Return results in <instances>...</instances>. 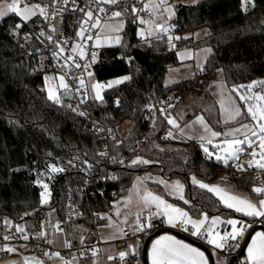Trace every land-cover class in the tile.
I'll use <instances>...</instances> for the list:
<instances>
[{
    "label": "trees",
    "instance_id": "obj_1",
    "mask_svg": "<svg viewBox=\"0 0 264 264\" xmlns=\"http://www.w3.org/2000/svg\"><path fill=\"white\" fill-rule=\"evenodd\" d=\"M171 1L174 2L171 26L175 33L206 30L201 37L181 39V44L193 48L207 45L211 52L191 77L166 83L168 68L178 63L175 50L167 47L162 34L146 39L138 37L136 14L131 10L121 12L125 25L120 42L99 49L100 59L93 65V74L99 81L121 76L130 79L103 93L102 103L88 101L90 113L98 122L111 127L121 144L112 147L116 165L106 172L107 179L101 186L88 191L81 215L73 224L64 221V207L68 189L84 182L80 174L71 172L60 177L49 200L42 204V192L29 184L26 173L13 168L26 163L30 154L99 162L102 134L90 129L84 119L47 99L43 79L52 74L47 60L41 54H26L9 37L10 25L20 21L16 15L0 19V231L8 222L39 234L43 232L42 237L55 246L77 243L79 231L91 227L92 212L112 216L113 200L127 191L136 174L155 172L167 179L181 180L189 203H178L191 216L201 212L232 214L213 194L193 184L191 177L202 183L224 179L236 190L248 193L254 184L264 186V175L257 179L251 168L241 171L236 179L230 178V172L236 170L231 162L224 164L214 157L208 158L199 141L171 140L165 134L168 127L165 116L150 128L142 121V108L168 92L178 99L187 94H202L218 69L227 88L264 79V0H251L246 5L247 11L243 10L241 0ZM241 110L242 116L230 123L248 122V115ZM198 112L205 115L213 128L225 126L218 121L214 101L194 114ZM124 123L129 124L126 135L119 131ZM135 159L149 163L132 165ZM259 226L264 230V220ZM73 227L77 228L75 232ZM145 240L142 238L140 250Z\"/></svg>",
    "mask_w": 264,
    "mask_h": 264
},
{
    "label": "built area",
    "instance_id": "obj_2",
    "mask_svg": "<svg viewBox=\"0 0 264 264\" xmlns=\"http://www.w3.org/2000/svg\"><path fill=\"white\" fill-rule=\"evenodd\" d=\"M144 3V0H118L115 4H96L93 3L92 0H75L73 3V0H68V4L65 5L63 0H58V2L55 3L54 0H21L20 6H24L25 4H39L46 7L48 18L45 19L37 14L27 22L18 21L17 23L22 25L19 29L16 28L17 23L9 27V37L17 42L19 46L24 49L26 54H41L47 60L51 72L55 76L67 74L65 75V82L69 85L71 91L69 94H64L63 90H60L58 95L61 97V103L57 105L66 108L73 115L84 119L86 125H88L90 129L102 134L103 142L98 150L99 162L80 158H53L50 154L38 156L30 154L26 163L13 168L16 172L26 173L29 178V184L39 189L41 192L44 191L41 184H47L50 195L53 192V186L60 177L71 172H76L83 177V184L72 186L68 189L64 207V221L66 223L73 224L79 219L88 191L93 187L101 186L105 182L107 179L106 172L116 165L112 147L121 144V140L116 136L113 129L98 122L88 108V101L94 99L88 93L86 77L88 72L94 75L93 65L100 59L99 49L93 47L96 29H92L94 35L93 40L87 41L84 59H80L78 55H74L71 51L73 44L83 43V41L76 36V33L80 30L81 22L86 19L84 13L91 10L93 14L96 15L99 8L105 9L104 13H99L102 22L109 20L113 12L132 11L133 7L138 10L136 15L145 22H148L152 17L148 10H143ZM81 9H83V11H81ZM53 27L55 28V32L49 30ZM41 32L44 33L43 36L40 35ZM85 35L87 36V33ZM48 36L53 37V42L50 43L48 41ZM56 43H61V46L64 47V55H73L74 60L78 62L81 67L76 68L71 62H69V67H61V65L65 63V60L63 58L55 59L53 57V53L58 51ZM92 53H96L94 63L91 62ZM86 62L89 63L90 66L85 70L83 65ZM79 79H83L85 84L84 87L77 92ZM96 82L107 85V81L105 80L99 81L96 79ZM108 90L109 87H106L100 90V92L103 94ZM240 90L242 91V89ZM177 103L178 96L173 92H168L161 96L154 104L142 108V121L146 123L148 128L156 125L161 116H165L166 118L172 116V112ZM73 109H75V111ZM79 113H83V115ZM168 129L169 127H166L165 132ZM244 147L245 152L240 155L239 160L231 161V166L236 168L235 171L230 172L229 176L232 178H238L241 175V171L237 170L235 166L237 163L247 168L244 164V160L253 149H249L247 146ZM49 165L61 168L63 171L53 173ZM253 170L257 179H260L264 175V170H258L255 167H253ZM253 187L261 186L253 185L251 189H253ZM148 215L149 213L147 212L141 213V221L147 222ZM101 217H103V219ZM263 220L264 219L257 218L252 222L251 226H259ZM90 222V229L81 234L77 243L68 242L63 246H55L49 243L34 229L23 227V232H17L16 225L7 222L0 231V261L10 259L16 249L29 248L39 259H43L47 256H56L54 254L58 253L59 255L56 257H59L64 262H70L74 258L88 257L95 260L94 264H100L103 242L99 238V230L109 226L110 221L107 216L99 212H92L90 214ZM151 223L155 225V227L146 229L143 232L124 229L122 236L113 243L118 250L113 259L117 262H124L127 260V257L121 260L119 253L123 252L128 247L130 240L137 237L147 239L153 237L158 232L169 230L162 218L153 217ZM61 226L62 223L57 226V229L61 228ZM171 231L199 246L213 249L212 246L208 245L203 239L191 236L189 232L183 231L180 227H175L171 229ZM24 235H27L28 238L23 239L22 237ZM5 237H8V239L6 240ZM237 243L239 246L235 247ZM242 244L243 241L241 240L238 242L229 241V246H226V250H213H216L228 261L229 259H233V264H244L245 259L242 257ZM7 248H11L14 251L9 252L6 250ZM93 252H95V255H93Z\"/></svg>",
    "mask_w": 264,
    "mask_h": 264
},
{
    "label": "snow or ice",
    "instance_id": "obj_3",
    "mask_svg": "<svg viewBox=\"0 0 264 264\" xmlns=\"http://www.w3.org/2000/svg\"><path fill=\"white\" fill-rule=\"evenodd\" d=\"M58 2V0H54V3ZM64 4H68V0H63ZM75 0H73V3ZM93 3L96 4H115L118 0H92ZM251 0H241L242 8L244 11H247L246 5L250 3ZM21 0H11L10 3L5 0V3L0 4V19L4 18L9 14H14L18 16L23 22L29 21L32 17L39 14L45 19L48 18L47 8L41 6L39 4L28 5L25 4L23 8L19 7ZM160 3H164V0H160ZM148 5L145 4L143 10H147ZM38 10V13H37ZM164 11H170V9L165 8ZM83 11V9H81ZM137 9L133 7L132 12L134 14L137 13ZM104 8H99L98 13L96 15L93 14V11L89 10L84 13L86 19L81 22L80 30L76 33V36L83 41V43L73 44L71 51L74 55H78L80 59H84L87 48V41L93 40L95 35V43L93 47H96L100 43V33L97 32L93 35L92 29L101 28V17L99 13H104ZM122 13L120 11L113 12L111 14V18L120 17ZM91 22V23H90ZM141 24H146L144 20H140ZM22 25L20 23L16 24V28L19 29ZM104 28H110L109 25H104ZM163 27V26H161ZM123 28V24H120L115 31H120ZM52 32H55V28L49 29ZM166 31V28L164 29ZM87 33V36L85 35ZM40 35H44L43 32ZM142 38H146L143 31L138 33ZM48 41L53 42V37L48 36ZM172 37H169V42L171 44ZM179 39V37H177ZM116 43L120 42V37H115ZM174 47V45H171ZM57 52L53 53V57L55 59L63 58L65 63L61 65V67H69V62L76 68H80L81 65L76 62L73 58V55H64V47L61 46V43H56ZM206 51L211 52V49H207ZM96 53H92V63L95 62ZM89 63H85L83 65L86 70L89 67ZM89 76L92 75L91 72L87 73ZM67 75V74H65ZM65 75H61L55 78L45 77V90L47 92V99L54 104L61 103V97L58 95L60 90H63L64 94H69L71 89L69 85L65 82ZM130 79L129 77H124L122 80H115L109 82V84L104 85L100 83H92L91 88L95 93V99L102 100L103 97L100 94V90L106 87H112L113 85L123 83L125 80ZM54 81H59V83H55ZM84 80L79 79V87L77 88V92L84 87ZM255 87H261V92H253L252 90ZM240 89H246V92L249 94L242 93ZM239 96V100L245 105L247 109V115L251 117V120L254 122L252 126L247 123L241 124L240 127L233 129L230 132H225L223 134L219 132L212 131L207 124L204 123L202 117L197 118V122L200 123L205 132L210 134L209 139H207L208 144H212L214 148L219 149L223 155L216 154L217 161H223L227 164L230 160L238 161L240 155L244 154L245 147L247 146L249 149H253L249 155L253 157L247 164V168L244 165L237 163L235 166L239 171H246L248 168L255 167L258 170H264V81L253 82L247 86L241 85L238 87H234L232 89ZM250 101H255V103H250ZM83 102V101H81ZM118 103V102H117ZM222 108L225 112H227V122L235 121L242 116V110L239 106L235 105V102H232L231 106H225L222 103ZM75 111V109H73ZM83 115V113H79ZM169 124L173 126L176 125V122L172 119L168 120ZM235 133H241L243 135V139L236 138ZM171 135V133H169ZM220 135L231 136L232 139H226L221 144H214L213 139L219 137ZM255 138V139H253ZM201 141L205 140V137H200ZM258 142V145H257ZM253 145H257L259 151L257 152ZM206 156L211 158L213 156L212 152H209L208 148L205 144H201ZM259 159H256V157ZM139 163H149V161H143L140 159H136L132 161V165H136ZM51 172L57 173L63 171V169L58 168L53 165H49ZM158 183H163V181H157ZM193 184L198 185L201 189H205L208 192L212 193L219 202L223 205V207L227 209H231L236 213L241 214L245 217L251 218H261L264 219V186L261 187H253L252 191L260 196L261 198L258 202H253L248 197L240 196L234 193H231L227 189L221 188L218 185H207L192 178ZM39 183V182H38ZM44 191L41 193V203H46V195H50L48 192V185L41 184ZM172 190L177 195L178 199L184 201L185 204H188L189 201L184 199L183 196V185H181L178 181L171 185ZM133 195L136 197L138 204L142 205L145 210L149 211V215L147 218V222H142L140 219L139 213L137 214L136 220V231L143 232L146 229L153 228L155 225L151 223L153 217L160 218L163 217V222L169 227H180L183 231L189 232V234L193 237L203 239L208 245H211L213 249H219L221 251L226 250V246H229V241H239L243 239L245 236V232L250 227L244 221L238 219H227L223 220L220 216L209 217L206 213L201 212L200 218L193 219L192 216L189 215L187 211H185L181 207H177L173 204H169L162 197L157 196L147 190L141 191V189L137 185H133V189L129 191V197L123 201L125 206L132 202ZM119 203V202H118ZM116 207V205H114ZM155 211H152V209ZM119 210H117L116 215L119 216ZM103 219V217H101ZM126 222V218L125 221ZM220 225L230 226V230L225 229L223 232L219 231ZM23 228L18 227L17 232H23ZM41 237L44 235L43 232L39 234ZM23 239H27V235L22 237ZM7 240L8 237H5ZM238 243L235 247H238ZM130 248L132 246H129ZM138 247V246H137ZM9 252L14 251L11 248L6 249ZM54 255L58 256V253ZM95 255V252H93ZM128 253L120 252L119 257L121 260H124ZM132 255H136V252L133 251ZM149 264H209L208 257L205 256V253L200 249L193 247L189 243H185L181 240L176 239L170 235L160 236L158 239L152 241L151 248L147 252ZM112 259V257H109ZM244 264H264V232H256L251 237V242L247 245V255L244 261Z\"/></svg>",
    "mask_w": 264,
    "mask_h": 264
},
{
    "label": "rangeland",
    "instance_id": "obj_4",
    "mask_svg": "<svg viewBox=\"0 0 264 264\" xmlns=\"http://www.w3.org/2000/svg\"><path fill=\"white\" fill-rule=\"evenodd\" d=\"M144 1H145L144 5L145 4L148 5L147 10L149 11L152 19L150 22H147L146 24H141L140 23L141 19L136 15V20L138 22V26L136 28L137 36L140 37L141 39H146V38L151 37L152 35L160 33L164 35L166 43H167V47L169 49H174L176 52V58H177L178 63L168 68V72L165 77V82L172 83V82H176L178 80L184 79V78L191 77L194 72L190 74L189 71L191 70L190 72H192L193 69L202 67V65L205 63L206 58L209 54V52L206 51L207 49H209V47L207 45H201L195 48L183 47L182 46L183 44H181V39H187V38L195 39V38L201 37L203 34H205L206 30L199 29V30H194V31H187L181 34L175 33L174 29L171 26V22L174 18V2H172L171 0H164V3H160V0H144ZM179 1L185 2V0H179ZM7 2L10 3L11 0H7ZM3 3H5V0H0V4H3ZM19 7L23 8L24 6L19 5ZM165 8L170 9V11H164L163 9ZM157 23H164L165 25L160 30H157L156 28ZM120 24H123V28H124L125 19L121 16L117 18H113L112 20H106L105 22L101 23V28L96 29V33L97 32L100 33V43L98 46H96L97 49H100L106 46H114V45L119 44V43H116L115 37L119 36L121 39V31L123 30V28L120 31H115V29ZM104 25H109L111 27L104 28L103 27ZM165 28H166V31L164 30ZM141 31L144 32L146 38H142L141 36L138 35V33H140ZM169 37H172L171 44L169 42ZM177 37H179V39H177ZM171 45H174V47H172ZM45 77L55 78L58 76H55L53 74H46L43 79L44 90H45ZM124 77H127V76H121L118 78H114L112 80L107 81V84H109V82L111 81L122 80ZM260 81H264V79L261 78ZM54 82L57 84L59 83V81H54ZM251 82L253 83V81ZM88 83H89V92L95 98V93L93 92L91 88V84L95 83V79L92 78L91 76L88 79ZM241 85L242 84L237 85L235 87H238ZM258 90L262 91V88L255 87L252 91L257 92ZM45 93L47 96L46 90H45ZM234 94L231 93L229 89L226 87V85L223 83L221 71L219 69L216 70L215 78L214 80L209 81L206 91L202 92V94H200L199 96L187 94L181 97L180 99H178V103L174 111L172 112V116L168 118V120L169 119L174 120L176 122V125L178 126H173L172 124L168 123L169 129L165 133L166 136H168L173 141L196 140V141L201 142V144L202 143L205 144L208 150L213 153L212 157L215 158L216 154L223 155V153L220 152L219 149L214 148L212 144L207 143V139L211 138L210 134L208 132H205L204 127L200 123L197 122V118L202 117L204 123L207 124V126L212 131L219 132L221 134L225 132H230L233 129L240 127L241 124H244L245 122L234 123V124L230 122H227V123L225 122L227 120V112H225L221 106L222 103L225 106H231L232 102H235V105L241 108L238 102L239 96L235 92ZM213 101L217 104L218 121L222 125H225L222 129L213 128L212 126H210L206 121L205 115L203 116L201 112L194 114L197 110L198 111L201 110L205 104L213 102ZM252 102L250 101V103ZM187 115H190V117L187 118ZM213 119L215 120V118ZM250 126H252V124ZM128 129H129L128 123H124L119 126V131L121 132L122 135L123 134L126 135L128 132ZM169 133H171V135H169ZM202 136L205 137L204 141H201L200 139V137ZM235 136L236 138H239V139L244 138L241 133H235ZM232 138L233 137L231 136L220 135L219 137H216L213 139V143L222 145L224 140L232 139ZM256 151L258 152V150ZM256 159H259V157L257 156ZM192 178L193 177H191V181H192ZM195 179L198 180L197 178ZM232 179H236V178H232ZM157 181H163V183H169V184L158 183ZM177 181L181 185H183L182 184L183 182L181 180L167 179L163 177L160 173L154 172L150 175L136 174L134 178L132 179L131 184L129 185L127 191L121 196L114 199L112 202V211L114 213V217L112 218L113 220H112L111 225L112 226H119V225L127 226L128 224H131L133 226V224L136 222L137 220L136 210L139 209L142 205L138 204L136 197L134 195L132 197V202L130 204L125 206V204L123 203V201H125V199L129 197V191L133 189V185H137L141 189V191L147 190L149 192L159 194L169 189L172 190L171 185ZM214 183H230V182L224 179H221ZM48 200H49V197L46 195V202ZM114 205H116V207H114ZM117 210H119V213H120L119 216L116 215ZM125 218H126V222H124ZM16 227L23 228L21 225H16ZM137 243H138L137 240H134V239L130 240V246L132 247L131 248L129 247V249H130L131 254L133 251L136 252V255H132V256L137 259L138 263H141V259L139 257L141 254V250L138 249ZM53 264H67V263H65L63 260H61L58 257V258H55V261H53Z\"/></svg>",
    "mask_w": 264,
    "mask_h": 264
},
{
    "label": "crops",
    "instance_id": "obj_5",
    "mask_svg": "<svg viewBox=\"0 0 264 264\" xmlns=\"http://www.w3.org/2000/svg\"><path fill=\"white\" fill-rule=\"evenodd\" d=\"M113 19V18H112ZM112 19H109V20H112ZM151 21V20H150ZM148 21V22H150ZM105 22V21H104ZM103 23V22H102ZM147 23V22H146ZM165 25V24H164ZM160 34V33H158ZM158 34H155V35H158ZM155 35H152L151 37L155 36ZM183 47H187L185 45H182ZM191 71V70H190ZM189 73H193L194 72V69L192 72ZM188 74V75H190ZM92 78L95 79V83L96 82V78L94 75H91ZM89 75H87L86 77V85H87V90H88V93L89 95L97 102L99 103H102L103 99L102 100H97L95 99L89 92V83H88V79L91 77ZM260 79H257V80H253V82H259ZM252 83V82H250ZM250 83H247V84H250ZM247 84H242L244 86H246ZM237 86V85H235ZM235 86H230L228 89L231 93L234 94V92L232 91V89L235 87ZM243 93L245 94H248L246 92V90L242 89ZM254 92V91H253ZM257 92H261V90H258ZM101 93V92H100ZM235 95V94H234ZM102 97H103V94H102ZM240 106H241V109L243 108L247 114V109L244 107L245 105L239 100L238 101ZM252 102V101H251ZM252 103H255L252 102ZM175 116V115H173ZM249 117V120L248 122H245V123H248V124H254V122L251 120V117ZM255 139V138H254ZM257 145H258V142H257ZM257 145H253L255 150H258L259 151V148ZM210 147V146H208ZM210 152V151H209ZM253 157L251 155H248L246 157V159L244 160V164L247 166L248 162L250 160H252ZM231 162V161H229ZM224 163V162H223ZM250 169V168H249ZM253 169V167L251 168ZM163 184H169V183H163ZM204 184H207V185H218L220 186L221 188H224V189H227L228 191H230L231 193H234V194H237V195H240V196H244V197H248L249 199H251L253 202H258V200L261 198L260 196H257V194H255L252 189H251V192L248 193V192H242V191H238L236 190L231 183H204ZM160 185V184H159ZM254 185H259V186H263L262 184H254ZM253 186V185H252ZM251 186V187H252ZM152 193V192H151ZM157 196H160L162 197L164 200H166L169 204H173L177 207H181L183 208V206L178 203L180 201L184 202L183 200L181 199H178L177 198V195L175 194V192L173 190H166L165 192L163 193H153ZM212 194V193H211ZM183 196H184V185H183ZM216 197V196H215ZM184 199L186 200L185 196H184ZM184 209V208H183ZM227 209V208H226ZM185 210V209H184ZM229 211L232 212L231 215H228V216H223V215H220V214H217V215H208L210 218L211 217H214V216H220L221 219L223 220H227V219H238V220H242L244 221L247 225H250V227L247 229V231L245 232V236L244 238L246 237L248 231H250V229H252V222L257 219V218H251V217H245V216H242L241 214L239 213H236L235 211L231 210V209H228ZM152 211H155V209L153 208ZM137 214L139 213V215L143 212H147L149 213L148 210H145L143 208V206H141L139 209L136 210ZM113 213V211H112ZM191 216V215H190ZM114 217V213L112 214V216L109 218V221H110V224L109 226L103 228V229H100L99 230V238L100 240L103 242V245L101 247V252H102V259L100 261V264H143L142 263V258L140 257L141 259V263H138L137 262V259L134 258L130 252V249H129V246H130V242L128 244V247L123 251L125 253H128V255L126 256L127 257V260L124 261V262H116L113 257L115 256V254L118 252V250L116 249V247L114 246V241L118 240L121 236H122V233H123V230L124 229H131L133 231H136V222L133 224V226L131 224H128L127 226H123V225H119V226H112V218ZM137 217V215H136ZM156 218V217H155ZM163 219V217H160ZM193 219H198L200 218V214L198 216H192ZM137 219V218H136ZM167 226V225H166ZM134 227V228H133ZM169 230H166V231H162V232H159L157 234H155L151 240L149 241L148 243V246H147V251H146V259H147V263L149 264V260H148V255H147V252L148 250L151 248V245H152V241L155 240V239H158L160 236H163V235H170V236H173L175 237L176 239L178 240H181L185 243H189L191 244L193 247H196L198 249H200L201 251H203L205 253V256L208 257L209 259V264H228V260H226L223 256H221L216 250H213L211 248H208V247H200L199 245H197L196 243H192L190 242V240L178 235L177 233H174L171 231V229H173V227H169ZM225 229H228L230 230V226H227V225H220L219 226V231L223 232ZM77 230V228L73 227L72 228V232H75ZM71 232V233H72ZM137 232V231H136ZM256 232H264L263 229H256L254 230L246 245H245V248L243 250V253H242V257L244 259H246V255H247V245L251 242V237L252 235H254ZM83 232L82 231H79L78 233V240L81 236ZM243 239H240L241 241L244 240ZM134 240H137L138 241V249L140 250L139 246H140V242L142 240L141 237H137L135 238ZM142 252V250H141ZM109 257H112V259H109ZM55 258H58V257H55V256H47L43 259H39L35 256L34 252L29 249V248H25V249H16L15 253L13 254V256L10 258V259H6V260H1L0 261V264H53V261H55ZM67 264H94L95 263V260L93 259H90L88 257H79V258H74L72 259L70 262H65Z\"/></svg>",
    "mask_w": 264,
    "mask_h": 264
},
{
    "label": "water",
    "instance_id": "obj_6",
    "mask_svg": "<svg viewBox=\"0 0 264 264\" xmlns=\"http://www.w3.org/2000/svg\"><path fill=\"white\" fill-rule=\"evenodd\" d=\"M161 26H164V23H157V24H156V28H157V30H160V29L162 28ZM256 229H262V228H261L260 226H255V227H252V229H250V231H248L246 237H245L244 240H243V244H242V253H243V250H244V248H245V245H246V243H247V241H248V239H249L251 233H252L254 230H256ZM161 232H162V231H161ZM158 233H159V232H158ZM151 238H152V237L147 238V239L144 241V244H143V247H142L141 258H142V263H143V264H148V263H147V259H146V251H147L148 243H149V241L151 240ZM190 242H192V241H190ZM192 243H193V242H192ZM200 247H202V246H200ZM228 264H233V259H229Z\"/></svg>",
    "mask_w": 264,
    "mask_h": 264
}]
</instances>
